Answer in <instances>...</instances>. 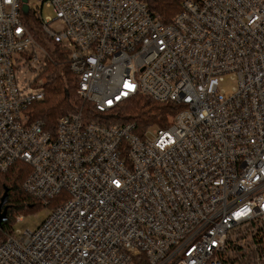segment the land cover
<instances>
[{
    "label": "built area",
    "instance_id": "built-area-1",
    "mask_svg": "<svg viewBox=\"0 0 264 264\" xmlns=\"http://www.w3.org/2000/svg\"><path fill=\"white\" fill-rule=\"evenodd\" d=\"M36 1L0 0V171L62 201L0 264H264V0ZM59 58L78 104L49 130L29 107ZM135 96L181 109L111 123Z\"/></svg>",
    "mask_w": 264,
    "mask_h": 264
},
{
    "label": "trees",
    "instance_id": "trees-1",
    "mask_svg": "<svg viewBox=\"0 0 264 264\" xmlns=\"http://www.w3.org/2000/svg\"><path fill=\"white\" fill-rule=\"evenodd\" d=\"M177 0H161L158 2L159 12L165 14L166 19H170L179 11ZM59 62L53 64L49 62L41 73L45 77V92L43 100L32 104L30 116L33 120H40L46 129L54 127L56 119L75 109L78 104L76 98V80L69 73L67 66L61 58ZM181 105L164 102L158 103L143 96H135L121 105L117 111L116 119L111 123H130L137 129L143 131L150 125L165 127L168 119L177 114ZM30 166L25 162H14L6 171H0V197L7 190L6 198V218L0 225V239L12 233L13 224L17 218L28 213H34L40 208L53 210L61 204L62 195H58L53 200L45 203L43 199H37L29 195L23 184L29 176Z\"/></svg>",
    "mask_w": 264,
    "mask_h": 264
},
{
    "label": "rangeland",
    "instance_id": "rangeland-1",
    "mask_svg": "<svg viewBox=\"0 0 264 264\" xmlns=\"http://www.w3.org/2000/svg\"><path fill=\"white\" fill-rule=\"evenodd\" d=\"M28 4H30V8H39V3H37L36 0H29ZM42 17H48L52 16V11L50 9L43 8L42 12ZM27 77H30L27 75ZM223 90L225 96L229 94L230 92V84L229 83H224L223 84ZM48 210L46 208H40L38 211L34 213H28L23 216L22 221H16L13 224V228L19 231L24 232L25 230L33 231L35 230L38 226L39 223H41L47 216Z\"/></svg>",
    "mask_w": 264,
    "mask_h": 264
},
{
    "label": "water",
    "instance_id": "water-1",
    "mask_svg": "<svg viewBox=\"0 0 264 264\" xmlns=\"http://www.w3.org/2000/svg\"><path fill=\"white\" fill-rule=\"evenodd\" d=\"M23 1L25 2L26 0ZM23 11L26 13L27 6L23 7ZM6 198H7V190H5L2 196L0 197V225L7 220L6 207H5Z\"/></svg>",
    "mask_w": 264,
    "mask_h": 264
}]
</instances>
